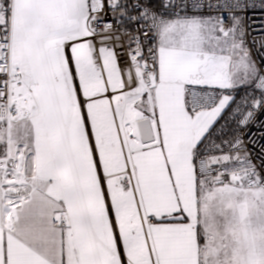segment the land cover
Here are the masks:
<instances>
[{
	"label": "snow or ice",
	"instance_id": "1",
	"mask_svg": "<svg viewBox=\"0 0 264 264\" xmlns=\"http://www.w3.org/2000/svg\"><path fill=\"white\" fill-rule=\"evenodd\" d=\"M257 15L0 0V264H264Z\"/></svg>",
	"mask_w": 264,
	"mask_h": 264
},
{
	"label": "built area",
	"instance_id": "2",
	"mask_svg": "<svg viewBox=\"0 0 264 264\" xmlns=\"http://www.w3.org/2000/svg\"><path fill=\"white\" fill-rule=\"evenodd\" d=\"M255 23L253 27L259 31L264 28V17L260 15L255 16ZM253 56L259 60V54L253 49ZM256 124L251 126L250 135L254 138V143L249 144L248 147L252 151L253 157L258 156L260 153V146L264 145V139L261 138V132H264V128L259 127L260 123H264V113H258L256 116Z\"/></svg>",
	"mask_w": 264,
	"mask_h": 264
}]
</instances>
